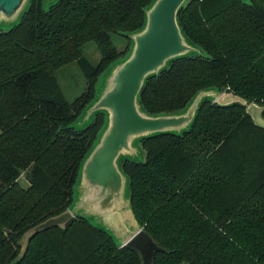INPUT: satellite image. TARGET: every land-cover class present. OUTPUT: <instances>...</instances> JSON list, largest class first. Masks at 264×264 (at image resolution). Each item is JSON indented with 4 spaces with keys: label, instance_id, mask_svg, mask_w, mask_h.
<instances>
[{
    "label": "trees",
    "instance_id": "obj_1",
    "mask_svg": "<svg viewBox=\"0 0 264 264\" xmlns=\"http://www.w3.org/2000/svg\"><path fill=\"white\" fill-rule=\"evenodd\" d=\"M153 0H30L0 32V264H142L81 217L29 230L73 203L80 164L104 122L73 126L101 74L129 51ZM200 54L172 60L138 97L148 116L182 112L201 91L231 93L264 108V0H188L177 14ZM117 34L127 40L118 50ZM93 42L100 59L84 66L85 91L72 102L54 71ZM264 118V110L262 113ZM143 161H122L130 209L161 251L151 264H264V129L239 104L204 100L190 128L140 140ZM23 178L26 185L21 183Z\"/></svg>",
    "mask_w": 264,
    "mask_h": 264
},
{
    "label": "water",
    "instance_id": "obj_2",
    "mask_svg": "<svg viewBox=\"0 0 264 264\" xmlns=\"http://www.w3.org/2000/svg\"><path fill=\"white\" fill-rule=\"evenodd\" d=\"M27 1L30 2L0 0V21L16 18ZM186 2L188 0H153L145 10L142 28L126 35L132 47L123 60L111 66L108 90L91 105L93 119L98 113H102L105 118L107 111L110 123L105 132L97 135L98 140L80 164L74 185L80 177L78 200H74L65 213L29 230L26 233L27 240L54 226L64 227L74 217L88 220L90 215H94L103 223L106 227L103 230L112 239L116 236L121 240L119 246L135 250L142 264H151L154 254L161 249L137 225L130 209L129 197L125 199L123 196L124 175L117 166L120 154L131 151L130 141L137 137L140 142L143 138L159 133L181 134L190 128L199 106L207 99L220 106H243L254 125L264 129L263 107L250 104L231 93H219L215 89L196 94L180 113L148 116L140 109L138 97L148 77L167 68L172 60L188 56V52L200 53L185 38L177 22V14ZM122 161L130 160L125 156Z\"/></svg>",
    "mask_w": 264,
    "mask_h": 264
},
{
    "label": "rangeland",
    "instance_id": "obj_3",
    "mask_svg": "<svg viewBox=\"0 0 264 264\" xmlns=\"http://www.w3.org/2000/svg\"><path fill=\"white\" fill-rule=\"evenodd\" d=\"M57 0H42V8L44 10L48 9L50 5L54 4ZM245 2H248V0H244ZM29 7V3L28 1L24 4L22 10L19 12V14L16 16V18L11 19V20H1L0 21V32L3 31H8L9 29H11L16 23L19 22V20L21 19V14L23 13V11H25L26 9H28ZM111 41L113 42L114 46L118 49V50H122L126 44H127V40L126 38L117 35V34H112L111 35ZM130 46L132 47V44L129 45V49ZM198 49V48H197ZM130 51V50H129ZM129 51L127 52L126 56L128 55ZM189 55H195V54H200L198 52H188ZM125 56V57H126ZM125 57H123L122 59L112 63L102 74L101 76L98 78L97 84L95 86V93H94V98L93 100L89 103V105L83 110V112L81 113V115L77 118V120L75 121V123L73 124V126L75 127V129L80 130L85 128L93 119V115L91 112V105L94 104L96 101H98L108 90L109 87V79H110V69L111 66L121 60H123ZM100 59V55L98 52V49L96 47V45L93 42H88L86 43L82 48H81V61H72L66 65H64L63 67L57 69L54 71V76L55 79L59 85L60 88V92L63 95L64 99L67 102H72L75 98H77L79 95H81L86 88V79H85V72H84V66H90V67H95L97 65V63L99 62ZM169 65V63H168ZM167 65V67H168ZM261 107V106H260ZM109 113H105V118H104V122L103 125L100 129V132L98 133V135L101 134V132H105L106 129H108L109 127V123H110V116H108ZM98 139L96 138L95 142ZM94 142V143H95ZM130 149L131 151L129 153H121L120 157L117 161V166L119 171H122V159L126 156L130 161L134 160V161H143L144 160V154L143 151L140 147V142L139 139L137 137L133 138L130 141ZM124 175V181H125V186H124V191H123V196L125 199H128L129 197V185H128V180L126 175L123 173ZM21 183L23 185H26L23 178L21 179ZM80 183V177L79 180L77 181L76 186L74 187V194H73V201L78 200V196H79V184ZM74 207H76V202H74ZM81 214L84 215V212L82 210L79 211ZM89 223L92 224L93 226H96L98 228H106L103 223H101L98 220L97 216L94 215H90L88 217ZM110 234L111 232L108 231ZM114 242L119 245L121 240L116 237L113 236ZM26 233L22 236L21 240H20V244L22 246V249L24 248L25 244H26Z\"/></svg>",
    "mask_w": 264,
    "mask_h": 264
}]
</instances>
